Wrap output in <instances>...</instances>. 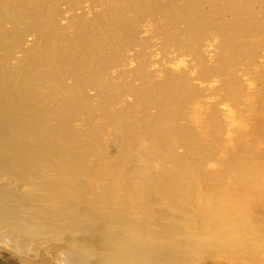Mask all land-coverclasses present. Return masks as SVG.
Listing matches in <instances>:
<instances>
[{
    "label": "bare ground",
    "instance_id": "6f19581e",
    "mask_svg": "<svg viewBox=\"0 0 264 264\" xmlns=\"http://www.w3.org/2000/svg\"><path fill=\"white\" fill-rule=\"evenodd\" d=\"M262 34L264 0H0V264H150L151 225L193 224L196 177L217 169L229 179L202 187L198 218L236 241L242 198L264 210V142L242 141L264 126Z\"/></svg>",
    "mask_w": 264,
    "mask_h": 264
},
{
    "label": "rangeland",
    "instance_id": "374dc122",
    "mask_svg": "<svg viewBox=\"0 0 264 264\" xmlns=\"http://www.w3.org/2000/svg\"><path fill=\"white\" fill-rule=\"evenodd\" d=\"M154 20L156 23H159L158 21H161L159 19H154ZM186 23L189 25L192 22L190 20H188V21H186ZM211 26H212L211 28L214 29L213 31H215L214 33H217V35L220 36L219 37L220 39L225 40V38H224L225 31H226L225 27H221V26H218L215 24H213ZM260 37H261V39H260ZM253 42L254 43L252 44V50H254V51L257 50L258 52L264 51V45H263L264 44V35L263 36L258 35V37L257 36L254 37ZM169 48H170L172 54L177 55V53H183L182 50L179 49V47H176L175 45H171V47H169ZM225 49L227 51V54L231 55V53H228V50L230 48L227 47ZM183 57H185V58H183ZM181 58L183 60H186L187 62H189V65L186 68H188L190 65L194 64V61H191L192 58L189 57V55H181ZM255 68L257 70H259L263 79L259 78V80L256 82V79L254 78L251 80V84H256V83L258 84L259 83L257 88H260L261 90H259L257 94H259V96L264 99V81H263L264 80V70H260L262 68H260V66L258 64L255 65ZM202 80L203 79H201V78H196L195 82H202ZM261 93H263V94H261ZM218 98H220L219 100L222 101L221 103L226 104L227 106L230 105L229 102L226 101L223 97L221 98L218 96ZM261 102H262V100H260V103ZM262 105H264V101H263ZM259 110H260L261 116L258 120L260 122L262 121L261 123H264V107H260ZM188 120L192 126V130L198 131L197 130L198 125L195 124V122L192 120V116L190 118H188ZM224 120L226 122H230V121L234 120V117L232 115L227 114V115H225ZM260 127H262V128H260ZM263 127H264L263 125H260L257 123L255 125V127H251L250 133H246L247 130H244L242 132V137H243L242 141L243 142H250L252 144V146L250 148L246 149V153L248 156L253 155L254 152L257 150V148L253 142H259V145H262V142H264V128ZM199 128H200V126H199ZM254 131H261V132L258 134H255ZM196 134H197V132H195V135ZM199 134L201 136H203L202 133H199ZM243 146L244 145H242V144L235 145V146L229 148L226 151V154H224V153L223 154H224V156H226V155L227 156L239 155L242 153V147ZM218 156L219 155L214 156V154H213V157H212L211 164H213V167H215V168L219 167L218 162L215 161L218 159L217 158ZM229 175H230V173H226L220 169H217L214 176L224 178L225 180H227V179H229L228 178ZM214 176L213 177L206 176L205 174L200 172L199 173V182H198V178L196 177V179H197L196 185L201 186L200 187L201 192H199L198 196L194 197V199L191 201L190 206L188 205L189 211L190 212L192 211L190 213V216L193 219V222H192L193 224L186 225L184 227V225L182 226V224L174 222L173 220H170V219H172V216L169 215L171 217V218H169V220H167V222L169 224L165 222L166 223L165 226L157 225V228H156V224H158V222L156 223V221H155L151 225L150 230H152L154 232V234H156V236L154 238H152L153 239L152 242L156 241L157 238H161L160 239L161 241L159 240V242H157L158 245L161 246V248L159 249V252L153 251L154 254L152 253L153 256L151 255L150 264H161V263L171 264V262L173 264H264V236H262V234L257 233V231L264 229V226H263L264 222H262L264 220V210L262 208H260V206L258 205L257 198L254 194H248L242 198L246 202H245V207L242 208V210H241V212L243 213L242 226H241V228L236 229L237 230L236 233L238 232V239L236 241H230V239L228 237L227 229H225V231H223V232H219L218 230L213 228L214 231L205 232V228H204V226H202L203 220H202V218H200L202 215L201 211H200V210H202V206L200 205L201 204V198L203 199V196H204V192H202V187L205 189L206 185H208L211 182V180L215 181ZM236 183L237 184H235V183L230 184L231 186L229 185V188H231V189H229V190L230 191H237L238 190V192H244L243 185L239 184L238 182H236ZM221 199L222 198H219V201H221ZM153 207L156 208L157 210H159L160 207L163 208V206L161 204L156 205V203ZM222 207H225V206L223 205ZM194 210H196V211H194ZM168 212H170V211H168ZM225 212H226V215L232 214L230 212V210H225ZM198 216H200V217L198 218ZM224 218L227 220L226 224H229V223L234 224L235 223L234 220L230 216H227ZM171 224H172V227H171ZM173 224H175V225L173 226ZM176 225H177V227H176ZM164 227H166L167 229ZM186 227H187V229L183 230ZM193 227H194V230H193ZM159 228H160V230H159ZM155 229L157 231H154ZM164 229H165V231H164ZM172 230H176L175 232H177L178 234H180V233H182V234L178 235V237H176V238L170 237L169 233ZM186 230H191V231L197 232V233L200 232V235H203L208 240V242H209L208 246L209 247L203 246L202 248H199V249L196 248V249H194V250L192 249L190 251L187 250L185 248V246H187L188 243H190V242H189L188 237L185 236L186 232H183ZM159 236H161V237H159ZM179 237L181 238V240H179L180 239ZM176 239L179 241L176 242ZM172 242L173 243H179V244L176 245L177 248H174L171 251V249L173 248ZM168 245H169V248H168ZM170 247H172V248H170ZM178 248H179V250H178ZM166 252H168L169 254ZM159 256H161V257H159ZM41 257H43V254L41 252H39V254L36 258L37 259L36 261H38V264H42V263L43 264H56V263L50 262L48 260H43L44 258H41ZM167 257H168V260H167ZM174 258H176V259H174ZM163 259H166V260H163Z\"/></svg>",
    "mask_w": 264,
    "mask_h": 264
}]
</instances>
